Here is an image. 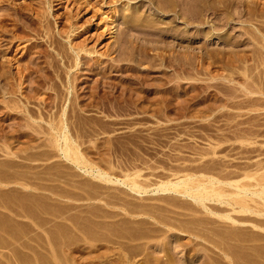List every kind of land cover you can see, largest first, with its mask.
I'll use <instances>...</instances> for the list:
<instances>
[{
    "label": "rangeland",
    "instance_id": "rangeland-1",
    "mask_svg": "<svg viewBox=\"0 0 264 264\" xmlns=\"http://www.w3.org/2000/svg\"><path fill=\"white\" fill-rule=\"evenodd\" d=\"M112 1L113 0H0V238H4V239H0V264H55V262L56 263L60 262L59 264L61 263L62 264H71V263L73 264H77V263L78 264H93V262H95V264H100V263L108 264L109 262L112 264H115V263L117 264L118 262H121L120 261L121 259H119L120 258L119 255H120V252H122L120 251L121 250L120 248L122 247L119 243L117 245V242L121 241L120 238L122 240L124 239L133 240L134 239L136 243L138 242L137 245H139L140 243H148V244L154 243L155 241L157 242V240H160V239L162 240V242H164L166 240L165 239L166 237H167V240H174L175 238L177 240V237H178V238H181V239H178V240H181V242H183V240L184 241L192 240L194 237H196V240L197 238H199L198 240H202V238L191 234L192 230L196 228V226L194 227V224H193L194 228L192 227L193 229L188 228V231L191 230L190 233L187 231V229L184 230V232L186 231L185 232L186 236H183V237L181 236L179 237V235L177 237L172 236L173 233L178 231V228L182 224L180 222V226L178 227H176L175 225H179L177 224L179 221H182V220L184 221V219L187 220L188 218H190V216H188L189 212L193 213L190 210L187 211V213H185L186 210L182 208L185 206L188 207L189 205L187 206V204L192 205L193 202L190 203L191 202L190 200L188 201L187 199V202H185L186 199L185 201H183L184 198H182V201H181L180 199L181 197L179 196L178 198V195H174V194H173L174 197L176 198L177 196V199H175L172 194H169V195L165 194L161 196V194L156 195L152 193H151L152 195L149 194L150 196L146 194L144 196L146 199L143 198V196H140V199H139V196L136 193H133L131 190H129L124 185H119L115 183L111 184L109 182H102V180L100 179L96 180L95 177H93L92 175L91 176L87 174L84 175V173L78 171L77 168H75V166L73 168L74 170L71 169L73 167V164H71L70 162L65 161L64 159H61L60 157H59L60 161L57 160L58 155H55L57 153H55V150L49 144L48 138H47L48 136L44 135V133L42 134V132H44V127H42L43 125L35 121L33 122V119H31L30 115L28 114V109H30L31 113H33L32 115L35 116L36 115L35 111H32V110L38 109L39 107L38 103L40 102V100H43V98L47 100L46 101L47 104L48 103L50 104V106H48V109H53L54 111H56L57 109L58 111L61 105H63L62 103L64 100L59 101L61 103H58L57 100L53 101L51 99L52 98L51 93L53 95L56 94L57 91L61 94L63 93L62 94L63 98L66 95L67 89L65 88V83H64L66 79V73L64 72H67L68 67L74 63L75 58L77 56V54L75 53L76 51L72 48V46L74 47L81 46L84 48V50L81 51L78 55V65L73 67L69 72V77L71 81L74 82V84L77 86V89L75 88L76 96L79 94L78 95L79 97L77 96V99H75L76 98L75 95L71 94L73 93L71 91L72 89L70 90L71 97L69 96L70 98H68L67 103H66V105L68 106V109H70L69 110L70 112L68 111V114H67V117H68L67 119H68L69 125L72 127V128L70 127V131L74 133V136L80 135L79 140L81 139V142H82L81 147L83 148L84 153L88 156L90 162L91 161L94 162V163L91 162L92 165H96V167L100 165L99 167H102L101 169H104V170L106 169L105 171L108 173L111 172L112 174L110 173V175H113V177L122 178V179H127L125 178V177H128L126 176L127 173L134 174V173H138L139 171V174L141 176L138 179L140 181L142 180V182L144 183L147 182V184L150 183L152 185H156L160 181H163L164 178L167 180L169 178H173L172 171H175V169L177 170L176 167L181 166L182 168L184 167L186 168V167H190V164L193 167L195 166L196 162H199V164L197 163L198 165L196 164V166H200L201 163H202L201 165L205 163H209L207 161L208 160L207 158H209V161H211L210 159H212L213 156L216 158L215 160L212 159L213 160L212 163L217 162L218 166H221V164L223 165L226 163V165H224L221 169L223 170V168L226 167L228 171L225 170L226 168L224 169V171L228 173L231 170L229 174H232V170L233 172L238 171L239 168H240L239 171L241 173L242 169L246 167L248 164L253 165L259 160L264 163V155H263L264 154V131H263L264 130V108H263L264 107V97H262L264 94H261L259 91L261 86H263L262 84L264 82L263 81L264 78L262 77L264 76L263 74L264 73V60H263L264 59V56H263L264 55V50H263L264 49V36H263L264 35L263 34L264 33V0H240V1L238 0L240 3L239 2L237 3L239 4L244 2L241 4L242 6L237 4L234 1L233 3H229V8H228L229 10L226 9V12L225 11L222 12L223 14L221 13L222 15H219V17H216L215 15H212V14L210 15L211 17L208 14H207L208 16L203 15L202 18L204 17V20L206 21L208 20V22L206 23L205 21L202 24L196 21L198 19V15L196 13L197 11L195 10V5L190 4L192 2H190L189 4L188 3L181 4L180 5L181 7L180 6L176 7L177 11H180L182 9L178 14H176L175 11L170 10L171 8L169 9V4H167V2L164 3L160 0H157V1L156 0H120V1L115 0L116 3H113ZM160 3L163 4L162 6L165 7V9L161 7ZM167 5L168 7L166 8ZM186 6L187 7L191 6V8L189 9ZM252 6H253V11H251ZM254 6L255 7L257 6V8H254ZM237 7L241 10H239ZM248 7H250L251 10L250 8L248 9ZM183 11L187 13L185 14ZM241 11H244V12L242 13ZM247 11H248V14H247ZM145 14L147 15L149 14L151 17H148L149 15L147 16ZM238 14H241V15H238ZM136 15L141 16L145 19L149 18L151 20L152 19L155 20L157 22L156 24L157 27L153 26L152 27L153 30H152V28L150 29V28H147L146 26L142 27L143 26L142 25V26H138L137 27L138 29L136 28L134 30H130L129 27H127L126 22L132 19L133 17H137ZM181 15L183 16L181 17ZM183 17L184 18L189 17L188 19H186L188 22ZM227 18H229V20ZM223 19L226 21L224 22ZM222 21L224 23H221ZM248 27L250 28L248 29ZM159 29H162V30L160 31ZM145 30H147L148 32ZM253 30H255V32ZM142 32H145L144 35ZM146 32L149 34L147 35ZM165 32L166 33L168 32V33L166 34ZM123 34L125 35L123 36ZM251 34L252 36H250ZM142 35L144 36V38ZM158 35L159 36L161 35L163 38L159 37ZM125 36L128 37V38L126 37L127 40L132 37V40L134 39L133 40L134 44L133 42L130 43L131 39L129 40L130 42L125 40ZM258 36H261V37H258ZM18 38L21 41L18 40ZM156 39L157 40L159 39L158 42ZM124 43L126 46H129V47H132L131 46L132 44L136 50H133V47L132 49L128 48V50L131 49L135 53L134 52L130 53V51L128 52V50H126L127 48H124L126 47ZM153 43L154 44L156 43V44L154 45ZM256 43L257 44L259 43V44L256 45ZM142 44L148 47V54L143 55L144 57L142 56L141 52H139L141 49V48L139 49V47H142L143 46ZM149 44L151 45V47H149L150 46ZM166 45L168 49L165 48ZM160 46H162L163 48L161 49ZM260 48H261V51H260ZM233 49H234V54L232 52ZM41 50L44 51V53H42ZM185 50H187V53ZM39 51L40 53H38ZM220 51L222 52L223 55H220L221 54ZM190 52L191 54H189ZM254 52L256 53L258 52V53L254 54ZM59 53H61V55ZM127 53H129V55ZM211 53L214 55H212ZM237 53L238 54L240 53V54L238 55ZM130 54H134V55L130 56ZM157 54H159V58L157 57L158 56ZM194 54H195V57H194ZM216 54L219 56V59ZM36 55H38L37 56L38 58L36 57ZM191 55H192V58H191ZM235 55L238 57V59L235 58ZM240 55L242 56V58ZM73 56H75V58ZM134 56H135V59H134ZM210 56L211 57L215 56V57L214 58L212 57V59H210L211 58ZM177 57H179L180 60ZM189 57H190V60H189ZM253 57L255 59H253ZM136 58L138 59L137 61H136ZM175 58H176V61L174 62ZM259 58L261 59L259 60ZM256 59L258 62L256 61ZM233 60H235L234 64H233ZM36 61L38 62L39 65H37ZM221 61H223V63ZM231 61L232 63H230ZM160 62L162 63V65L160 64ZM163 62H166V63H163ZM247 62L249 63V65ZM164 65H166V67ZM250 66L253 67L254 74L256 73L255 75L252 74L253 71L251 70L252 67ZM246 67H248V69ZM34 68L36 71L34 70ZM39 68L40 69L42 68L41 69L42 71L44 70L43 73L40 70L42 75L40 74V71L38 70ZM22 69L26 70L25 71L26 73L28 71L29 72L31 71L33 73V74L31 73L32 76H28L27 78L21 79ZM258 72L260 73V75ZM250 74H252V76H250ZM38 76L41 78H39ZM43 76L45 78L44 80L47 82L45 84V87H49V88H43L42 86H40V84L38 86V80L39 79L43 80L42 79ZM28 78L31 80H29ZM252 81H253V84H252ZM115 83L117 84L115 85ZM245 83L246 84L248 83V85H246ZM257 83L258 85L261 84V86H258ZM243 84L246 89L243 87ZM93 85L95 88L93 87ZM112 85L115 88L112 87ZM125 85H132L135 88V92H133L135 95L133 98L137 102L136 105L138 104L137 105L138 107L141 108L140 105H142L143 109L141 108V111H140V108L138 110V107L135 108V106L132 109L131 108L127 109L126 107L124 108L126 103H124L125 104L124 106L122 105L123 109H121L120 108L121 103L118 104V102H116L117 98L115 95L119 94L117 93V91L119 92L120 89H121L120 91H122V89L125 88ZM249 85H251L250 88H249ZM22 86H23V91H22ZM257 86L259 87V90L257 89L258 88ZM97 87L99 90L97 89ZM110 87H111V90L113 88V91H115L114 92L115 95L113 93L112 96L110 97L111 99L101 101V99H99L100 97L98 93L100 94L104 93L105 91L103 90L105 89L106 91L107 90L109 91ZM253 87H254V90L252 89ZM255 88L258 90V93H260V95L257 93ZM33 89L35 90V92ZM252 90H253V93L252 94L251 92L249 93V91H252ZM94 92L97 93L98 96ZM157 92L160 94L158 95ZM93 93L95 95L93 96L94 98L91 96V94L93 95ZM136 94L137 96L139 94V96L141 97H137ZM144 94H146L147 97ZM160 95H161V98H160ZM156 96L158 98H156ZM112 98L113 99L115 98L114 99L115 102L113 101ZM219 98H221V100ZM253 98H255L256 100L261 98L263 101L261 99L259 100H261L263 103L261 102L259 104H256V100H254ZM86 99L87 100L89 99L88 100L89 103L92 102L94 99H95L94 100L95 102L94 101H93L94 103L92 102L93 103L92 106L91 105L88 106L89 103ZM145 99H147V101H145ZM80 100L81 101L84 100L85 103L81 102ZM252 100H254L255 102ZM103 101H105V103ZM228 101H230V103L232 104H230ZM101 102L104 104H102ZM221 102L223 103L225 102V103L222 104ZM55 103L56 104L58 103V104L56 105ZM240 103L243 105L245 104L246 105L243 107V105H241ZM165 104L167 105V108ZM169 104L170 105L172 104L174 106L171 105V107H169L170 106ZM59 105L60 107L58 108ZM159 105H161V107ZM223 105H226V106H223ZM252 105H254V107ZM258 106H260L261 108L260 107L258 108ZM255 107H257L256 110L254 109ZM73 108L75 109V111ZM251 109H254V110L251 111ZM124 110H127V112H125ZM161 110H164L165 112L164 111L162 112ZM119 111L121 113H119ZM46 113L49 114V110H46ZM164 115L166 117H164ZM209 121L210 123H212L213 127L211 126ZM207 122L210 124L211 127L209 126ZM234 123L236 126L234 125ZM228 126L229 127L231 126V127L229 128ZM249 128H251V130ZM238 129L239 131L237 132ZM252 129H254V131ZM233 130H235L236 132ZM243 130L244 132L248 130H250L251 132L253 131L252 133L255 135H252V133L248 131L249 133L248 132L243 133V136H244L243 138H245V135L248 137L247 134H249L251 137L253 136L252 138L254 141H257L256 142L257 144H254V143L253 145L249 143L245 144L246 141L243 143L240 140L242 137L238 136L239 134L242 133ZM162 132L165 134H163ZM218 138H220V140ZM221 138L223 141L221 140ZM153 141L155 142V144ZM248 145L252 147L254 146L253 147L254 149L249 147ZM188 146H191L192 147L191 149L193 150L190 149L189 151ZM211 146H212V149H211ZM173 148H175V150H172ZM214 148H215L214 151L218 149L217 150L218 152H216L215 155H213L214 153L210 151V150H213ZM244 149L248 151L246 152ZM182 150H184L185 152ZM202 151H204L205 154ZM48 152H49V155L52 154L53 155L52 157L56 156L57 158L55 157L54 159H51L52 158L51 155L50 156L48 155V157H45L44 155L48 154ZM207 152L209 153L212 152L209 155L210 156L213 155V156L210 158L209 155H206ZM190 153H192V155ZM198 153H201L202 156ZM203 154H204V157H203ZM41 155L43 156L41 157ZM239 155L241 158L239 157ZM248 155L251 159L248 157ZM169 157H171V160ZM225 157L226 159H224ZM246 157H248V159H246ZM219 159L223 160V162L221 163V160ZM230 159L232 160L233 163L235 161L236 162L232 164ZM62 160H64L65 162H63ZM248 161L251 162V164L248 163ZM58 162L62 163V165L61 164L57 165ZM66 162L70 164L66 165ZM243 162L245 164L247 163L248 164L245 166ZM219 163L221 164L219 165ZM172 164H174V166ZM237 165H238V168H237ZM66 166H72V167H67L68 168L67 169ZM56 168L57 170H59L58 172L60 173H58L55 170ZM54 171L57 172L58 174H55ZM74 171L75 173L77 172V174H75ZM169 171H170V175H169ZM239 171L235 173L236 174L235 176H232V177L233 178L241 177V176L238 177L237 175V174L240 175ZM226 172L221 171L222 174L225 173L224 175H228L226 174ZM131 176H134V175H131ZM244 182H248V180L247 181L244 180ZM22 183H25L23 184L24 186L22 185ZM98 187H101V188H98ZM96 188L98 191H96ZM87 190L89 192H87ZM98 192L101 194H98ZM82 193L84 194L83 196H82ZM87 193H89V195ZM76 194H78L79 196ZM135 194L138 196V198ZM157 196L158 197L160 196L162 198L160 197L158 198ZM105 197L107 198V200ZM169 199L172 201V203L170 202ZM111 201L114 203H112ZM182 202L187 203V204L185 205ZM146 203H148L149 205ZM166 203L167 205L169 204L167 207H166ZM175 203L176 205H174ZM141 204H145L143 205L145 207L144 209H143V206H141ZM123 205L125 206V208L123 207ZM158 206H161V207H158ZM193 206H190L192 208V211H195V210L198 211V212H195L197 213L196 215H198L199 218H201L200 215L203 214L201 216H204V221L205 219L207 220L208 217H206V215L207 216L209 215L203 213L202 209L196 206L195 204H193ZM163 207H164V210L162 211L161 209H163ZM169 207L171 210H175L173 211L174 214H172V211L169 210ZM127 208H131L132 210L127 209ZM166 208H168V210ZM175 208H177V210ZM97 209L98 211H96ZM133 209H135L136 211H134ZM141 209L143 211H140ZM187 209H190V208H187ZM103 210L104 212L105 211L106 212L104 213ZM109 210L111 211V215H108L107 213V212H110ZM114 210L118 212L119 214L116 215L117 213ZM148 210H151V211H148ZM158 210H160V212ZM166 211L168 212L170 211V212L168 213ZM145 212L147 213L145 214ZM151 212H153L155 216ZM162 212L163 213L166 212V213L163 214ZM112 213H114L117 217L113 216L114 214ZM177 213L179 216L177 215ZM140 214L141 216H139ZM169 214L172 216H170ZM167 215L168 217H171V218H168L169 222H171L172 220L171 222L173 223L172 226L176 227L177 229H174L172 228V226H169L168 225L169 222L168 223L165 222L166 219L164 221V218H167ZM183 215L185 216L183 217ZM96 216H99V217L101 216V217L98 218ZM105 216L106 217L108 216V218L105 219L106 218ZM110 216H112V218ZM131 216L133 219L132 221L133 225H130L131 224L130 221L132 220ZM173 216H175L176 218L178 217L180 219L178 220L177 218L178 221H176V218H174ZM186 216L188 218H186ZM159 217L161 219V222H159L160 221ZM90 218H92V220H90ZM120 218L122 220L124 218V221L120 220ZM257 218L258 217H255L254 219H257ZM261 218L259 217L258 219H261ZM115 219H117L118 221ZM202 219L203 217L201 218V221ZM104 220L105 221L107 220V221L104 222ZM219 220H217L218 221L217 223L222 222V224L220 223V225H223V226H219L214 221V224L217 225L215 227L216 229L219 227H222L217 230L220 231L222 229L221 231H224L223 223H225V221H219ZM261 220L263 223L264 221L263 218ZM148 221H150L149 224H148ZM174 221L176 223H174ZM204 221H202V225L206 224L207 222L205 221L204 223ZM110 222L114 223L115 225ZM138 222H140V224ZM104 223L107 225L102 226V224ZM160 223H163V224H160ZM164 223H167L166 227L164 228L166 229L167 226H169L170 228H172L171 232L173 233L168 236V233H170V231L164 232V233L159 232L161 234L157 233V236H155L156 233L154 235L152 231L155 230L156 226H160V227L162 225L165 226ZM200 223L195 224V225L199 226L201 225ZM209 223L210 222H208L206 226L203 225L205 226V229L207 230H210L213 227L209 225ZM134 224H136L138 227H134L136 226ZM225 224L227 225H225L224 229L227 227L225 229L227 232L230 231L232 229L231 227L234 226L227 222ZM124 225L125 227H123ZM183 225L191 227V225H187V224H183ZM141 226L143 227L140 228ZM147 226L148 228L149 227L150 228L148 229ZM249 226L250 228L253 227L252 225H248V227ZM74 227L76 231H74ZM92 227H94L95 229ZM132 227H134L135 229ZM206 227L208 228L210 227V229ZM234 227L235 229L237 228H239V230L242 229L241 228L242 226L241 227L234 226ZM77 228H79L78 229L79 231L77 230ZM86 228H87V232H86ZM122 228H124L125 231ZM128 228H130L131 230ZM137 228L139 229L137 230L138 232L135 231ZM200 228L197 227L196 229L198 230L195 232L193 230L192 233H199L198 236L199 235L201 236L202 232L204 231L203 233H205L206 230L205 229L202 230ZM246 228H245V231L248 229ZM71 229H73V231ZM144 229L145 231H143ZM150 229H153V230H150ZM183 229L179 231L180 234L183 233ZM213 229L212 231H214ZM200 230H202V232ZM249 230H247L248 233H250ZM255 230L257 231V228L254 229V231ZM47 231H49L51 234L48 232V234H50L48 235ZM118 231H119L120 237L118 236L119 235ZM147 231L152 232V234L149 235V237L145 235V232ZM199 231L201 232V234ZM236 231L237 230H235V232ZM258 231L261 232L263 230H258ZM115 232H117V235H115L116 234ZM123 232L125 233V236ZM140 232L141 233L143 232V234L139 235ZM227 232L225 234L222 232H219L221 235L218 233L219 236H217L216 239L225 240L226 237L230 238L228 236H230L232 233L229 235L227 234ZM252 232L253 231L251 230V233ZM62 233L63 235H61ZM97 233L99 234V237ZM109 233L114 236L110 235ZM261 233L262 234L259 239L264 241V238L262 239V237L264 236L263 234L264 231ZM136 234L139 235V237ZM69 235L71 236V239ZM82 235H86V236H82ZM104 235L105 236L107 235V237L104 238ZM225 235H228V236H225ZM53 236H56V237L58 236V237L57 239L56 237H54L56 239L55 240ZM117 236L119 237V239ZM122 236H124V238ZM223 236L225 237L222 238ZM62 237H63V240H62ZM150 237H153V238H150ZM100 238H102L103 240ZM107 238L108 239L110 238L109 242ZM111 238L113 240H116V242L113 241ZM75 239H77L78 242ZM136 239L139 240L140 242L137 241ZM193 240H195V238ZM232 240H233V237L232 239H229V242H231ZM50 241L55 242L54 244L52 242V245L54 246L56 245L55 249H57V251H55L54 249V251L50 250L47 252L46 249L47 247L50 246L49 245L51 243ZM81 241H84V242H81ZM226 241L228 240L226 239ZM262 241L259 242V240L257 241V239L256 241L254 240V242H256L255 244H258V243L261 244V249L259 250L260 252L255 250L257 249V246H254L255 244L253 245L254 243L253 241H251L252 244L250 245L248 244L246 245L247 242L245 244L244 242H242V244H244L245 246H250L249 248L256 247L254 248V250L251 248L253 251L251 249H247L248 248L247 247L246 249L249 251H245V253L243 252L244 251L243 248H240L243 251H239L240 249L237 250L238 242L237 243L234 242L235 246L237 244L236 246L237 248H235L234 246L232 253L234 252V250L235 252L232 254V258L234 259L237 258V260L235 259V262L237 261L239 262V264L240 263L241 264L242 263L243 264H256V262L257 264H261L262 261H263L262 264H264V259H263L264 258V245H263L264 242ZM74 242L75 244H71ZM135 242L131 244L134 245ZM56 243H59V244H56ZM77 243H79L80 245ZM96 243H97V246H95ZM248 243H250V241H248ZM44 244L46 245L48 244L49 246L48 245L45 246ZM69 244H70V247H69ZM99 244H101L100 245L101 247L99 246ZM60 245H63V246L60 247ZM73 245L74 246L76 245V246L74 247ZM86 245L88 248L86 247ZM90 245L92 248H90ZM240 245L241 244H239V246ZM114 246L115 247L117 246L116 247L117 249ZM45 247L46 249H44ZM198 247H201V245H198ZM49 249L51 248L49 247ZM109 249L111 251H109ZM177 249H181V248H177ZM63 250L64 251L66 250V251L64 252ZM151 251L149 253H152ZM237 251L238 253L240 252L239 254H241L242 256L241 255L238 256L239 254L237 253ZM255 251L256 253H254ZM59 252L61 255L59 254ZM179 252H177L176 255L178 254L177 255L179 256L178 258H180V255H181V259L179 260L176 258L177 256H175L176 260H179L181 262V260L183 259L185 261L184 257H186V254H183L185 251H182V253H179ZM257 253H259V255L262 254L263 256L261 255L260 257L258 256ZM201 254L202 255H200L198 258L199 260L201 259L202 263L205 264V262L203 261L206 259L204 258L203 260V257L201 258V256H203V253ZM52 255L53 257H50ZM219 255H221V257L224 256L222 252ZM243 255H245V257H243ZM140 258H142V256H140ZM218 258H220V256ZM224 258L223 259L220 258L218 262L221 260L222 262L225 261ZM103 260L106 262H104ZM199 260L197 259L198 262ZM238 260H240L241 262ZM141 262L143 261L141 260ZM177 262H175V264H178ZM198 262L197 264L200 263ZM222 262H219V264L220 263L222 264ZM226 262H229V261H226ZM237 262L236 264H238ZM193 263L196 264V262H193ZM144 264H147V263H144ZM151 264H153V261H151Z\"/></svg>",
    "mask_w": 264,
    "mask_h": 264
},
{
    "label": "bare ground",
    "instance_id": "bare-ground-1",
    "mask_svg": "<svg viewBox=\"0 0 264 264\" xmlns=\"http://www.w3.org/2000/svg\"><path fill=\"white\" fill-rule=\"evenodd\" d=\"M120 1V0H119ZM157 1V0H156ZM160 1H162V2H164V3H166L167 2V4H169V9L170 10H173V11H175V13L176 14H178L180 11H177L176 9V7H178V6H180L181 4H184V3H190V2H192V3H190L191 5L193 4V5H195V10L197 11L196 13H197V15H198V19L196 20V21H198V22H200L201 24L202 23H204L206 20H204V17L202 18V16L203 15H215L216 17H219V15H222L223 13L222 12H226V9H228L229 8V3H233L234 1L237 3V2H239L238 0H160ZM195 1V2H194ZM113 3H116V1L115 0H113L112 1ZM152 2V1H151ZM247 2V1H246ZM251 2V1H250ZM253 2V1H252ZM112 3V4H113ZM159 3V2H158ZM240 3V2H239ZM239 3H237V4H239ZM242 3H244V2H242ZM241 3V4H242ZM248 3V2H247ZM187 4V5H188ZM235 4V3H234ZM241 4H239V5H241ZM253 4V3H252ZM251 4V5H252ZM258 4V3H257ZM160 5H161V7H163L162 5L163 4H161L160 3ZM165 5V4H164ZM231 5V4H230ZM236 5V4H235ZM235 5H233V6H235ZM244 5V4H243ZM232 6V5H231ZM242 6V5H241ZM156 7H157V5H156ZM160 7V6H159ZM168 7V5L166 6V8ZM181 7V6H180ZM184 7V6H183ZM187 7V6H186ZM194 7V6H193ZM192 7V8H193ZM244 7V6H243ZM164 9H165V7H163ZM187 8H191V6H189V7H187ZM238 8V7H237ZM250 7H248V9H249ZM254 8H257V6L255 7L254 6ZM258 8H260V7H258ZM168 9V10H169ZM194 9V8H193ZM239 9V8H238ZM243 9H245V8H243ZM192 10V9H191ZM229 10V9H228ZM239 10H241V9H239ZM250 10H251V8H250ZM167 11V10H166ZM165 11V12H166ZM172 11V12H173ZM187 11V10H186ZM193 11V10H192ZM251 11H253V6H252V10ZM251 11H250V13H251ZM256 11H257V9H256ZM184 13H185V11H183ZM236 12V11H235ZM235 12H233V13H235ZM242 13L244 12V11H241ZM261 12V11H260ZM162 13V12H161ZM187 13V12H186ZM185 13V14H186ZM194 13V12H193ZM222 13V14H221ZM227 13H228V11H227ZM253 13V12H252ZM255 13V12H254ZM259 13V12H258ZM262 13V12H261ZM181 14V13H180ZM226 14V13H225ZM247 14H248V11H247ZM257 14V13H256ZM255 14V15H256ZM140 15V14H139ZM145 15H147V14H145ZM149 15V14H148ZM147 15V16H148ZM207 15V16H208ZM228 15V14H227ZM233 15V14H232ZM231 15V16H232ZM235 15V14H234ZM238 15H241V14H238ZM238 15H237V17H238ZM252 15V14H251ZM260 15V14H259ZM137 16V15H136ZM146 16V17H147ZM183 15H181V17H182ZM187 16V15H186ZM214 16V17H215ZM230 16V15H229ZM228 16V17H229ZM148 17H151L150 15L148 16ZM153 17V16H152ZM197 17V16H196ZM211 17V16H210ZM221 17V16H220ZM227 17V16H226ZM240 17V16H239ZM248 17V16H247ZM250 17V16H249ZM258 17V16H257ZM130 18H132V17H130ZM154 18V17H153ZM184 18V17H183ZM189 18V17H188ZM188 18H184L185 20L186 19H188ZM190 18H192V17H190ZM207 18V17H206ZM252 18V17H251ZM255 18V17H254ZM149 19V18H148ZM147 18L145 19V18H143V17H141V16H137V17H133L132 19H130L129 21H127L126 23H127V27H129V29L130 30H134V29H136L138 26H142V27H147V28H152L153 26H156L157 27V22L155 21V20H151V19H149L148 20ZM157 19V18H156ZM218 19V18H217ZM228 20H229V18H227ZM236 19V18H235ZM256 19V18H255ZM128 20V19H127ZM158 20V19H157ZM176 20V19H175ZM180 20H182V19H180ZM193 20V19H192ZM224 20V19H223ZM245 20V19H244ZM249 20V19H248ZM106 21V20H105ZM187 21V20H186ZM195 21V20H194ZM226 20H224V22H225ZM232 21V20H231ZM251 21V20H250ZM125 22V21H124ZM188 22V21H187ZM186 22V23H187ZM197 22V23H198ZM208 22V20L206 21V23ZM223 21L221 22V23H224ZM229 22V21H228ZM112 23V22H111ZM180 23V22H179ZM189 23H191V22H189ZM244 23H246V22H244ZM172 24V23H171ZM213 24V23H212ZM226 24V23H225ZM191 25V24H190ZM197 25V24H196ZM204 25V24H203ZM216 25V24H215ZM112 26V25H111ZM159 26V25H158ZM176 26V25H175ZM178 26V25H177ZM74 27V26H73ZM260 27V26H259ZM262 27V26H261ZM159 28V27H158ZM181 28V27H180ZM217 28V27H216ZM250 27H248V29H249ZM74 29V28H73ZM114 29V28H113ZM138 29V28H137ZM141 29V28H140ZM139 29V30H140ZM143 29V28H142ZM146 29V28H145ZM157 29V28H156ZM164 29H166V28H164ZM169 29H171V28H169ZM182 29V28H181ZM255 29V28H254ZM263 29V28H262ZM129 30V31H130ZM152 30H153V28H152ZM160 31L162 30V29H159ZM178 30H179V28H178ZM184 30V29H183ZM182 30V31H183ZM187 30V29H186ZM214 30V29H213ZM247 30V29H246ZM245 30V31H246ZM71 31V30H70ZM145 31H147V30H145ZM165 31V30H164ZM163 31V32H164ZM209 31H210V29H209ZM254 32H255V30H253ZM252 31V32H253ZM73 32V31H72ZM114 32V31H113ZM139 32V31H138ZM148 32V31H147ZM146 32V34L148 35L149 33H147ZM181 32V31H180ZM188 32V31H187ZM253 32V33H254ZM140 33H141V31H140ZM143 33V35H144V33L145 32H142ZM153 33V32H152ZM166 33V32H165ZM168 33V32H167ZM166 33V34H167ZM171 33V32H170ZM173 33V32H172ZM182 33V32H181ZM203 33V32H202ZM186 34V33H185ZM264 34V33H263ZM125 34H123V36H124ZM129 35V34H128ZM142 35V36H143ZM154 35V34H153ZM184 35V34H183ZM211 35V34H210ZM152 36V35H151ZM150 36V37H151ZM155 36V35H154ZM159 36V35H158ZM157 36V37H158ZM187 36V35H186ZM250 36H252V34L250 35ZM255 36H256V34H255ZM264 36V35H263ZM127 36H125V40H127V38H126ZM159 37H162L161 35L159 36ZM173 37V36H172ZM177 37V36H176ZM179 37H181V36H179ZM258 37H261V36H258ZM19 38H21V37H19ZM18 38V40H20ZM124 38V37H123ZM142 38V37H141ZM143 38H144V36H143ZM163 38V37H162ZM162 38H160V39H162ZM209 38V37H208ZM229 38V37H228ZM257 38V37H256ZM263 38V37H262ZM131 39V42L129 41ZM130 39H128L127 41H129L130 43H132L133 42V44H134V39L132 40V37L130 38ZM139 39V38H138ZM155 39V38H154ZM227 39V38H226ZM240 39V38H239ZM157 40V39H156ZM159 40V39H158ZM158 40H157V42H158ZM223 40H225V39H223ZM21 41V40H20ZM126 41V42H127ZM151 41H152V39H151ZM231 41V40H230ZM257 41V40H256ZM154 42V41H153ZM232 42V41H231ZM234 42V41H233ZM244 42V41H243ZM242 42V43H243ZM51 43V42H50ZM49 43V44H50ZM141 43V42H140ZM149 43V42H148ZM151 43V42H150ZM245 43V42H244ZM260 43V42H259ZM258 43V44H259ZM52 44V43H51ZM50 44V45H51ZM139 44V43H138ZM154 44V43H153ZM152 44V45H153ZM156 44V43H155ZM154 44V45H155ZM236 44V43H235ZM241 44V43H240ZM257 43H256V45H258ZM48 45V44H47ZM46 45V46H47ZM49 45V46H50ZM118 45V44H117ZM120 45V44H119ZM124 45H125V43H124ZM130 45V44H129ZM143 46L142 47H139V49H140V51L139 52H141V54H142V56L143 55H146V54H148V47L146 46V45H144V44H142ZM150 45V44H149ZM148 45V46H149ZM232 45V44H231ZM255 45V44H254ZM255 45V46H256ZM262 45V44H261ZM126 46V45H125ZM131 46L133 47V45L131 44ZM158 46V45H157ZM255 46H254V48H255ZM260 46V45H259ZM51 47V46H50ZM132 47H129V46H126V47H124V48H127L126 50H128V48H131L132 49ZM149 47H151V45L149 46ZM161 47V49L163 48L162 46H160ZM72 48L76 51L75 53L77 54V56H76V58H75V56H73L74 58H75V61H74V63L73 64H71L69 67H68V70H67V72H64V73H66V79H65V81H64V83H65V88L67 89V92H66V95L64 96V98H63V96H62V94L61 93H59L58 91V93L56 92V94H52L51 93V99L53 100V101H56L57 100V102L58 103H61V102H59V101H63V105H61V107H60V105L58 106V108H59V110L57 111V109H56V107H55V109H56V111H54L53 109H48V106H50V104L48 103H46V99L45 98H43V100H40V102L38 103V109L37 110H32V111H35V116H33L32 114L33 113H31V110L30 109H28V114L30 115V118L31 119H33V122L35 121V122H37V123H39V124H41V125H43L42 127H44V132H42V134L44 133V135H47L48 137V142H49V144L51 145V147L55 150V153H57V154H55V155H58V161H60L59 160V157L61 158V159H64L65 161H68V162H70L71 164H73V167L72 166H66V168L67 167H72L71 169H73L74 168V166H75V168H77V170L78 171H80V172H82V173H84V175L85 174H87V175H89V176H93V177H95V179L97 180H102V182H109V183H111V184H119V185H124V186H126L129 190H131L133 193H136L138 196H139V199H140V196H143V198H145L144 196L147 194V195H149V194H161V196L162 195H165V194H167V195H169V194H174V195H178V198H179V196L181 197L180 199H181V201H182V198H184L183 199V201H185V199H186V201L185 202H187V199H188V201L190 200L191 202L190 203H192V205H190V204H187V203H184V202H182V203H184L185 205L187 204V206L188 207H182L184 210H186V212L185 213H187V211H191V212H193V213H190L189 212V214H188V216H190V218H188L187 216H186V218H188L187 220L186 219H184V221H185V223H184V221L182 220V221H179L177 224H179V225H175L176 227H178V226H180V222H181V226L178 228V231H176V232H178V233H173V232H171V230H172V228H174V229H177L176 227H173L172 225H173V223H171L172 222V220H171V222H169V220H168V218H171V217H168V215H167V218H164V217H166V216H164L163 218H164V221H165V219H166V221L165 222H169V226H172V228H170L169 226H167V228H169V229H165L164 227H166V224L167 223H164L165 224V226H154L155 227V230L154 231H152L153 233H154V235H155V233H156V235L155 236H157V233H159V232H162V233H164V232H168V231H170V233H168V236L170 235V234H172L173 233V237H177L178 235H179V237L181 236V237H183V236H186V231L184 232V230H186L187 229V231H188V228H192L193 227V224H194V227L196 226V228L197 227H201L200 229H205V226H206V224L208 223V222H210L209 223V225H211V226H213L212 227V229L215 227V226H217L216 224H214V221L217 223L218 221L217 220H219V221H225V223L227 222V223H229V224H232V225H234V226H236V227H241L242 229H240L239 230V228H237V229H235V227L233 226V227H231L232 229V231H231V233H230V231H226L225 229L227 228H225L224 229V227H225V225H227V224H225V223H223L224 224V227H223V230L224 231H218L217 229H220V228H222V227H219V228H217L216 229V227L213 229L214 231H212V229H210V227L208 228V227H206V228H208V229H210V230H207V229H205L206 231H205V233H203L202 232V230H200L201 232H202V235L200 236H198V234L199 233H192L193 232V230H194V232L195 231H197L198 229H196V228H192L193 230H192V232H191V230H189L188 232L190 233L191 232V234H193L194 236H197V237H200V238H202V240H198L199 238H197V240H196V237H194L195 238V240H187V241H184L183 240V242H181V240H178V239H181V238H178L177 237V240H176V238L174 239V240H167V237L164 239L165 241L164 242H162V240L160 241V240H157V242L155 241L154 243H150V244H148V243H140L139 245H137V243L135 242V240L133 239H131V240H126V239H124V240H126V241H124V240H122L121 238H120V242H117V245H118V243L121 245V247L122 248H120L121 250L120 251H122V252H120V258L119 259H121L120 261L121 262H118L119 264H144V263H150L151 264V261H153V264H175V262H177L178 264H194L193 262H196V264H197V259L199 260V256L200 255H202L201 253H203V256H201V258L203 257V260H204V258L206 259V260H204L203 262H205V264H219V262H222V260L221 261H219L218 262V260L220 259V258H224V256H225V258H224V260L225 261H223L222 262V264H236V262H235V259L237 260V258H232V254L235 252V250H234V252L232 253V251H233V249H234V246H235V243L234 242H238V248L236 247L237 246V244H236V246H235V248H237V250H239L240 248H243L244 249V251L243 250H239V251H243L244 253H245V251H249V250H247V249H253L254 250V248H256V247H251V248H249L250 246H245L244 244L246 243V245L248 244V245H250V244H252L251 243V241H253L254 242V240L256 241V239H257V241L259 240V242L260 241H262L261 239H259L260 237H261V232H263L264 231V221H263V223H262V218H263V220H264V163L262 162V161H257L256 163H254L253 165H249L248 163H250L251 164V162H249L248 161V165L247 164H245L244 162V165L246 166V167H242L243 169H242V171H241V173H240V168H239V173H240V175L239 174H237L238 175V177L239 176H241V177H239V178H233L232 176H235L236 174L235 173H237L238 171H236V172H233V170H232V174H229L230 172H231V170L229 171V173L228 172H226V171H224V169L226 168H223V170L221 169L224 165H226V163L225 164H221L222 162H223V160H221V159H219V160H221V163H219V165L221 164V166H218V163L217 162H213L212 163V159H214L215 160V158L216 157H214L213 155H215L216 154V152H218L217 150L216 151H214L215 150V148L213 149V150H210V151H212L214 154L213 155H209L210 153H212V152H207L206 153V155H209L210 156V158L213 156V158L212 159H210L211 161H209V158H207L206 160L209 162V163H205V164H203V165H201L200 164V166H196V164L198 163L199 164V162H196V164H195V166H191V164H190V167H184V168H182L181 166V168L180 167H176L177 168V170L175 169V171H172V177L173 178H169L168 180L167 179H165L164 178V180L163 181H160L159 183H157L156 185H152V184H150V183H148L147 184V182L146 183H144V182H142V180L140 181L138 178L141 176L140 174H139V171H138V173H134V174H126V176H128V177H125V178H127V179H122V178H117V177H113V175H110V173H108V172H106L104 169H101L102 167H99V166H97L96 167V165H92V163H94V162H90V160H89V158H88V156L84 153V151H83V148L81 147L82 146V142H81V139L79 140V136H74V133H72L71 131H70V125H69V122H68V117H67V114H68V111L70 110V109H68V106L66 105V103H67V100H68V98H70L71 96H70V93H71V91L73 92V93H71V94H73V95H75V99H77V96L79 95L78 93V95L76 96V90H75V88L77 89V86L74 84V82H72L71 81V79H70V77H69V72H70V70L73 68V67H75V66H77L78 65V55H79V53L81 52V51H83L84 50V48L83 47H74V46H72ZM71 48V49H72ZM157 48V47H156ZM159 48V47H158ZM165 48H167V45H166V47ZM257 48V47H256ZM131 49H129L128 50V52L130 51V53H133L134 51H132ZM152 49V48H151ZM160 49V48H159ZM168 49V48H167ZM259 49V48H258ZM257 49V50H258ZM44 50V49H43ZM133 50H136L134 47H133ZM154 50V49H153ZM152 50V51H153ZM232 50V49H231ZM264 50V49H263ZM42 51V50H41ZM150 51V50H149ZM161 51H163V50H161ZM171 51V50H170ZM186 51V53H187V50H185ZM189 51V50H188ZM256 51V50H255ZM260 51H261V48H260ZM138 52V51H137ZM158 52V51H157ZM221 52V51H220ZM233 54H234V49H233ZM239 52V51H238ZM38 53H40V51L38 52ZM37 53V54H38ZM42 53H44V51H42ZM126 53V52H125ZM135 53V52H134ZM152 53V52H151ZM162 53V52H161ZM172 53V52H171ZM223 53H224V51H223ZM245 53V52H244ZM256 52H254V54H255ZM258 53V52H257ZM256 53V54H257ZM259 53H261V52H259ZM60 55H61V53H59ZM128 55H129V53H127ZM140 54V55H141ZM150 54V53H149ZM153 54H154V52H153ZM167 54H168V52H167ZM189 54H191V52L189 53ZM206 54V53H205ZM212 54V53H211ZM210 54V55H211ZM226 54V53H225ZM224 54V55H225ZM238 54V53H237ZM240 54V53H239ZM238 54V55H239ZM40 55V54H39ZM131 55H134V54H130V56ZM158 56V58H159V54H157ZM165 55V54H164ZM173 55V54H172ZM197 55V54H196ZM212 55H214V54H212ZM217 55V54H216ZM220 55H223L222 54V52H221V54ZM261 55V54H260ZM38 55H36V57H37ZM136 56V55H135ZM135 56H134V59H135ZM154 56V55H153ZM161 56V55H160ZM163 56V55H162ZM167 56V55H166ZM218 56V55H217ZM216 56V57H217ZM233 56V55H232ZM241 56V55H240ZM239 56V57H240ZM254 56V55H253ZM264 56V55H263ZM137 57V56H136ZM141 57V56H140ZM144 57V56H143ZM156 57V56H155ZM172 57V56H171ZM170 57V58H171ZM185 57V56H184ZM194 57H195V54H194ZM203 57V56H202ZM209 57V56H208ZM211 57V56H210ZM213 57V56H212ZM212 57L210 58V59H212ZM215 57V56H214ZM213 57V58H214ZM221 57V56H220ZM249 57V56H248ZM258 57V56H257ZM260 57V56H259ZM38 58V57H37ZM129 58H131V57H129ZM133 58V57H132ZM138 58V57H137ZM136 58V61L138 60ZM142 58V57H141ZM168 58V57H167ZM169 58V59H170ZM173 58V57H172ZM178 59H179V57H177ZM191 58H192V55H191ZM235 58H237L238 59V57L235 55ZM234 58V59H235ZM241 58H242V56H241ZM244 58V57H243ZM36 59V58H35ZM140 59V58H139ZM157 59V58H156ZM161 59V58H160ZM163 59H164V57H163ZM174 59V58H173ZM186 59V58H185ZM188 59V58H187ZM218 59H219V56H218ZM223 59V58H222ZM222 59H220V60H222ZM253 59H255L254 57H253ZM261 58H259V60H260ZM37 60V59H36ZM180 60V59H179ZM189 60H190V57H189ZM216 60V59H215ZM230 60V59H229ZM243 60V59H242ZM247 60V59H246ZM264 60V59H263ZM35 61V60H34ZM38 61V60H37ZM36 61V62H37ZM132 61V60H131ZM130 61V62H131ZM141 61V60H140ZM176 61V58H175V60H174V62ZM187 61V60H186ZM234 61L235 60H233V64H234ZM255 61V60H254ZM256 61H257V59H256ZM255 61V62H256ZM104 62H105V60H104ZM222 63H223V61H221ZM238 62H240V61H238ZM244 62V61H243ZM258 62V61H257ZM150 63V62H149ZM163 63H166V62H163ZM230 63H232V61L230 62ZM246 63V62H245ZM248 63V62H247ZM260 63V62H259ZM258 63V64H259ZM106 64V63H105ZM137 64H138V62H137ZM160 64L162 65V63L160 62ZM169 64V63H168ZM178 64V63H177ZM181 64V63H180ZM226 64V63H225ZM253 64V63H252ZM37 65H39L38 64V62H37ZM116 65V64H115ZM176 65V64H175ZM248 65H249V63H248ZM251 65V64H250ZM254 65V64H253ZM260 65V64H259ZM129 66H131V65H129ZM165 67H166V65H164ZM169 66V65H168ZM37 67H39V66H37ZM117 67H118V65H117ZM175 67V66H174ZM250 67H252V66H250ZM249 67V68H250ZM255 67V66H254ZM260 67V66H259ZM262 67V66H261ZM123 68V67H122ZM130 68V67H129ZM132 68H133V66H132ZM247 69H248V67H246ZM26 69V68H25ZM42 69V68H41ZM40 68L38 69L39 71L41 70ZM67 69V68H66ZM251 69V68H250ZM27 70V69H26ZM26 70H23L22 69V76H21V79H23V78H27L28 76H32L31 75V71L28 73H26L25 71ZM34 70H35V68H34ZM37 70V71H38ZM126 70V69H125ZM246 70V69H245ZM252 71H253V67H252V69H251ZM36 71V70H35ZM35 71H33V72H35ZM42 71V70H41ZM41 71H40V74L42 75V73H43V71H42V73H41ZM48 71V70H47ZM247 71V70H246ZM250 71V70H249ZM248 71V72H249ZM50 72V71H49ZM125 72V71H124ZM247 72V73H248ZM251 72V71H250ZM261 72V71H260ZM127 73V72H126ZM244 73V72H243ZM259 73V72H258ZM33 74V73H32ZM40 74H38V75H40ZM132 74V73H131ZM253 75H255L254 74V71H253V73H252ZM252 74H250V76H252ZM264 74V73H263ZM44 75V74H43ZM259 75H260V73H259ZM258 75V76H259ZM133 76V75H132ZM139 76V75H138ZM245 76V75H244ZM257 76V77H258ZM261 76H262V74H261ZM39 77V76H38ZM263 78H264V76H262ZM39 78H41V77H39ZM38 78V79H39ZM140 78V77H139ZM138 78V79H139ZM251 78V77H250ZM29 79V78H28ZM43 80H38V86H39V84H40V86H42L43 88H49V87H45V84L47 83L44 79V76H43V78H42ZM144 79V78H143ZM253 79V78H252ZM26 80V79H25ZM29 80H31V79H29ZM125 80V79H124ZM45 81V82H44ZM260 81V80H259ZM262 81V80H261ZM264 81V80H263ZM139 82V81H138ZM257 82V81H256ZM143 83V82H142ZM142 83H141V85H142ZM262 83V82H261ZM108 84V83H107ZM114 84V83H113ZM117 83H115V85H116ZM164 84V83H163ZM246 84V83H245ZM252 84H253V81H252ZM144 85H146V84H144ZM151 85V84H150ZM160 85H162V84H160ZM159 85V86H160ZM246 85H248V83L246 84ZM257 85H258V83H257ZM263 86H264V82H263V84H262ZM48 86V85H47ZM101 86H102V84H101ZM122 86H124V85H122ZM148 86V85H147ZM250 86L251 85H249V88H250ZM254 86V85H253ZM258 86H261V84H259ZM257 86V87H258ZM263 86H261V88H260V90H259V87L257 88L259 91H260V93L261 94H264V87ZM31 87V86H30ZM50 87H52V86H50ZM93 87H94V85H93ZM112 87H114L113 85H112ZM138 87H139V85H138ZM161 87V86H160ZM243 87H244V84H243ZM248 87V86H247ZM256 87V86H255ZM36 88V87H35ZM95 88V87H94ZM106 88V87H105ZM115 88V87H114ZM117 88V87H116ZM124 88V87H123ZM245 88V87H244ZM32 89V88H31ZM50 89H52V88H50ZM72 89V90H71ZM97 89H98V87H97ZM107 89V88H106ZM106 89L105 90H103V91H105L104 93H102V94H100V93H98L97 91V93L99 94V99H101V101L102 100H108V99H111L110 97L112 96V94L115 92V91H113V88H112V90H111V87L109 88L110 90L108 91H106ZM137 89H139V88H137ZM136 89V90H137ZM246 89V88H245ZM253 90H254V87L252 88ZM256 88H255V90L257 91V93H258V90H257ZM262 89H263V91H262ZM34 90V89H33ZM71 90V91H70ZM99 90V89H98ZM121 90V89H120ZM119 90V92L117 91V93H119V94H117V95H115V93H114V95L116 96V102H118V104H120L121 103V109H123L122 108V105L124 106L125 104L124 103H126V105L124 106V108L126 107L127 109L129 108H134V106H135V108L136 107H138L137 105H136V101L134 100V93L133 92H135V88L132 86V85H125V88L124 89H122V91H120ZM144 90V89H143ZM147 90V89H146ZM153 90H155V89H153ZM253 90L252 91H249V93L251 92V94L253 93ZM22 91H23V86H22ZM132 91V92H131ZM138 91V90H137ZM32 92V91H31ZM34 92H35V90H34ZM165 92V91H164ZM23 93V92H22ZM95 93V92H94ZM94 93H93V95L91 94V96L93 97V96H95L94 95ZM97 93H95L97 96H98V94ZM129 93V94H128ZM158 93V92H157ZM212 93V92H211ZM247 93V92H246ZM256 93V92H255ZM256 93V94H257ZM260 93H258L259 95H260ZM143 94V93H142ZM160 93H158V95H159ZM33 95V94H32ZM53 95V96H52ZM88 95V94H87ZM86 95V96H87ZM144 95H146V94H144ZM163 95V94H162ZM166 95V94H165ZM249 95V94H248ZM70 96V97H69ZM89 96V95H88ZM97 96H96V98H97ZM136 96H137V94H136ZM136 96H135V98H136ZM169 96V95H168ZM167 96V97H168ZM204 96H206V95H204ZM29 97H31V96H29ZM33 97V96H32ZM79 97V96H78ZM82 97V96H81ZM137 97H141V96H139V94H138V96ZM146 97H147V95H146ZM164 97H166V96H164ZM210 97V96H209ZM227 97V96H226ZM234 97H235V95H234ZM250 97V96H249ZM262 97H264V95L262 96ZM74 98V97H73ZM84 98V97H83ZM94 98V97H93ZM95 98V99H96ZM156 98H158L157 96H156ZM160 98H161V95H160ZM160 98H159V100H160ZM212 98V97H211ZM217 98V97H216ZM215 98V99H216ZM222 98V97H221ZM221 98H219L220 100H221ZM229 98V97H228ZM255 98H257V97H255ZM255 98H253L254 100H256ZM78 99H80V98H78ZM82 99V98H81ZM85 99V98H84ZM94 99V100H95ZM113 99V98H112ZM115 99V98H114ZM114 99H113V101H114ZM140 99V98H139ZM149 99V98H148ZM154 99V98H153ZM214 99V98H213ZM218 99V98H217ZM224 99V98H223ZM227 99V98H226ZM226 99H225V101H226ZM233 99V98H232ZM248 99V98H247ZM259 99H261V98H259ZM256 100V104H259V103H261L262 101L261 100ZM71 100H72V98H71ZM87 100V99H86ZM89 100V99H88ZM87 100V101H88ZM93 100V101H94ZM142 100V99H141ZM144 100V99H143ZM151 100V99H150ZM159 100H157V101H159ZM206 100V99H205ZM254 100H252V101H254ZM48 101H49V99H48ZM70 101V100H69ZM81 101V100H80ZM92 101V102H93ZM111 101V100H110ZM138 101V100H137ZM145 101H147V99H145ZM162 101H164V100H162ZM166 101V100H165ZM202 101V100H201ZM230 101H232V100H230ZM230 101H228L229 103H230ZM240 101V100H239ZM248 101V100H247ZM258 101H260V102H258ZM51 102V101H50ZM78 102V101H77ZM81 102H84V100L83 101H81ZM90 102L89 103V101H88V106H92L93 105V103L95 102ZM104 103H105V101H103ZM115 102V101H114ZM149 102V101H148ZM167 102V101H166ZM171 102V101H170ZM217 102V101H216ZM237 102V101H236ZM241 102H243V101H241ZM250 102V101H249ZM248 102V103H249ZM255 102V101H254ZM258 102V103H257ZM53 103V102H52ZM57 103V104H58ZM85 103V102H84ZM99 103V102H98ZM102 103V102H101ZM104 103H102V104H104ZM112 103V102H111ZM153 103V102H152ZM159 103V102H158ZM222 104H224L223 102H221ZM251 103H253V102H251ZM263 103V102H262ZM54 104V103H53ZM56 104V103H55ZM56 104V105H57ZM114 104V103H113ZM160 104V103H159ZM221 104V105H222ZM230 104H232V103H230ZM241 104V103H240ZM245 104V103H244ZM250 104V103H249ZM73 105V104H72ZM71 105V106H72ZM80 105V104H79ZM83 105V104H82ZM95 105V104H94ZM101 105V104H100ZM106 105V104H105ZM162 105V104H161ZM161 105H159L160 107H161ZM170 105V104H169ZM172 105V104H171ZM171 105L169 106V107H171ZM235 105V104H234ZM241 105H243V104H241ZM240 105V106H241ZM246 105V104H245ZM245 105H243V107L245 106ZM262 105V104H261ZM260 105V106H261ZM75 106V105H74ZM84 106V105H83ZM108 106V105H107ZM117 106V105H116ZM141 106V108L143 109V107H142V105H140ZM165 106H166V108H167V105L165 104ZM172 106H174V105H172ZM223 106H226V105H223ZM239 106V105H238ZM237 106V107H238ZM250 106V105H249ZM253 107H254V105H252ZM255 106H257V105H255ZM260 106H258V108L260 107ZM53 107H54V105H53ZM145 107V106H144ZM233 107H235V106H233ZM252 107V108H253ZM79 108V107H78ZM82 108V107H81ZM85 108V107H84ZM84 108H83V110H84ZM88 108V107H87ZM97 108V107H96ZM95 108V109H96ZM118 108H119V106H118ZM117 108V109H118ZM139 108L140 107H138V110H139ZM141 108H140V111H141ZM226 108V107H225ZM256 108L257 107H255L254 109L256 110ZM261 108V107H260ZM264 108V107H263ZM68 109V110H67ZM74 109V108H73ZM103 109H104V107H103ZM108 109V108H107ZM145 109V108H144ZM156 109V108H155ZM157 109H158V107H157ZM160 109H162V108H160ZM159 109V110H160ZM165 109V108H164ZM173 109V108H172ZM249 109H250V107H249ZM254 109H251V111L252 110H254ZM46 110H49V114L48 113H46ZM51 110H53V111H51ZM80 110V109H79ZM90 110V109H89ZM92 110V109H91ZM109 110V109H108ZM120 110V109H119ZM159 110H157V111H159ZM166 110V109H165ZM247 110V109H246ZM263 110V109H262ZM74 111H75V109H74ZM98 111V110H97ZM121 111V110H120ZM119 111V113H121ZM125 112H127V110H124ZM162 112L164 111V110H161ZM214 111V110H213ZM249 111V110H248ZM48 112V111H47ZM70 112V111H69ZM78 112V111H77ZM100 112V111H99ZM117 112V111H116ZM125 112H124V114H125ZM129 112H130V110H129ZM132 112V111H131ZM137 112V111H136ZM143 112V111H142ZM165 112V111H164ZM72 113V112H71ZM75 113V112H74ZM133 113H134V111H133ZM140 113V112H139ZM167 113V112H166ZM73 114V113H72ZM77 114V113H76ZM155 114V113H154ZM159 114V113H158ZM157 116V115H156ZM164 117H166L165 115H164ZM170 117V116H169ZM165 119V118H164ZM171 120V119H170ZM215 121V120H214ZM216 122V121H215ZM231 122V121H230ZM208 123V122H207ZM209 123H210V121H209ZM208 123V124H209ZM211 124V126H212V123H210ZM210 124H209V126H210ZM255 124V123H254ZM253 124V125H254ZM216 125V124H215ZM225 125V124H224ZM226 125H228V124H226ZM233 125V124H232ZM234 125H235V123H234ZM259 125V124H258ZM262 125V124H261ZM210 126V127H211ZM222 126V125H221ZM236 126V125H235ZM249 126H250V124H249ZM169 127V126H168ZM203 127V126H202ZM206 127V126H205ZM213 127V126H212ZM229 127V126H228ZM231 127V126H230ZM229 127V128H230ZM234 127V126H233ZM238 127V126H237ZM72 128V127H71ZM224 128V127H223ZM252 128H254V127H252ZM167 129V128H166ZM180 129V128H179ZM222 129V128H221ZM240 129H241V127H240ZM250 130H251V128H249ZM258 129V128H257ZM94 130V129H93ZM164 130V129H163ZM162 130V131H163ZM231 130V129H230ZM236 130V129H235ZM235 130H233V131H235ZM250 130H248V131H250ZM253 131H254V129H252ZM256 130V129H255ZM96 131V130H95ZM181 131V130H180ZM239 131V129L237 130V132ZM248 131H245V132H248ZM252 131V132H253ZM264 131V130H263ZM164 132V131H163ZM162 132V133H163ZM236 132V131H235ZM244 132V130L242 131V135L241 134H239L238 136L240 137H242L240 140L244 143L245 141H246V143L245 144H251V145H253V143L254 144H257L256 142L257 141H254L253 140V136L251 137L249 134H247L248 135V137L245 135V138H243L244 136H243V133H245ZM251 132V131H250ZM251 132V133H252ZM249 133V132H248ZM259 133V132H258ZM84 134V133H83ZM94 134V133H93ZM163 134H165V133H163ZM158 135V134H157ZM162 135V134H161ZM167 135V134H166ZM166 135H164V136H166ZM237 135V134H236ZM252 135H255V134H253L252 133ZM83 136V135H82ZM238 136H237V138H238ZM259 136H261V135H259ZM220 137V136H219ZM247 137V138H246ZM83 138V137H82ZM89 138V137H88ZM157 138H158V136H157ZM164 138V137H163ZM222 138H223V136H222ZM222 138H221V140H222ZM225 138V137H224ZM256 138V137H255ZM257 138H258V136H257ZM155 139V138H154ZM161 139V138H160ZM219 140H220V138H218ZM229 139V138H228ZM88 140V139H87ZM156 140V139H155ZM163 140V139H162ZM258 140V139H257ZM152 141V140H151ZM223 141V140H222ZM225 141V140H224ZM229 141H231V140H229ZM248 141V142H247ZM84 142V141H83ZM154 142V141H153ZM160 142V141H159ZM162 142V141H161ZM220 142V141H219ZM157 143H158V141H157ZM216 143V142H215ZM222 143V142H221ZM154 144H155V142H154ZM242 144V143H241ZM244 144V145H245ZM84 145V144H83ZM217 145V144H216ZM183 146V145H182ZM187 146V145H186ZM243 146V145H242ZM246 146V145H245ZM249 146V145H248ZM216 147V146H215ZM249 147H251V148H253L252 146H249ZM248 147V148H249ZM188 150L190 151V149L192 148L191 146H188ZM193 148H194V146H193ZM245 148V147H244ZM247 148V149H248ZM250 148V149H251ZM211 149H212V146H211ZM254 149V148H253ZM84 150H85V148H84ZM172 150H175V148H173ZM187 150V149H186ZM191 150H193V149H191ZM209 150V149H208ZM223 150V149H222ZM245 150V149H244ZM178 151V150H177ZM182 151H184V150H182ZM246 151V150H245ZM248 151V150H247ZM246 151V152H247ZM86 152V151H85ZM185 152V151H184ZM187 152V151H186ZM192 152V151H191ZM203 153H204V151H202ZM201 152V153H202ZM224 152V151H223ZM245 152V153H246ZM251 152V151H250ZM50 153H52V152H50ZM180 153V152H179ZM197 153V152H196ZM201 153H198V154H200L201 156H202V154ZM230 153V152H229ZM241 153V152H240ZM263 153V152H262ZM54 154V153H53ZM191 155H192V153H190ZM205 154V153H204ZM204 154H203V157H204ZM225 154V153H224ZM228 154V153H227ZM249 154V153H248ZM254 154V153H253ZM47 155V156H46ZM48 155H49V152H48V154H45L44 156L45 157H48ZM51 155V157L53 156L52 154H50ZM49 155V156H50ZM54 155V156H55ZM89 155V154H88ZM194 155V154H193ZM242 155V154H241ZM264 155V154H263ZM43 155H41V157H42ZM177 156H179V155H177ZM238 156V155H237ZM56 157V156H55ZM55 157H52L51 159H54ZM90 157V156H89ZM139 157V156H138ZM180 157H182V156H180ZM200 157V156H199ZM219 157H221V156H219ZM235 157V156H234ZM239 157H240V155H239ZM244 157V156H243ZM248 157H249V155H248ZM248 157H246V159H248ZM257 157V156H256ZM260 157V156H259ZM57 158V157H56ZM170 158V160H171V157H169ZM177 158V157H176ZM179 158V157H178ZM202 158V157H201ZM232 158V157H231ZM236 158V157H235ZM241 158V157H240ZM250 158V157H249ZM254 158V157H253ZM258 158V157H257ZM50 159V158H49ZM91 159V158H90ZM224 159H226V157L224 158ZM239 159V158H238ZM251 159V158H250ZM64 160H62L63 162H65ZM92 160V159H91ZM190 160V159H189ZM192 160V159H191ZM198 160V159H197ZM217 160V159H216ZM231 160V159H230ZM254 160V159H253ZM256 160H258V159H256ZM61 161V162H62ZM194 161V160H193ZM195 161H196V159H195ZM202 161V160H201ZM225 161H227V160H225ZM234 161V160H233ZM68 162H66V165H68V164H70V163H68ZM206 162V161H205ZM211 162V163H210ZM231 162H232V160H231ZM236 162V161H235ZM234 162V163H235ZM240 162V161H239ZM242 162V161H241ZM246 162V161H245ZM252 162H254V161H252ZM56 163V162H55ZM181 163V162H180ZM184 163V162H183ZM229 163V162H228ZM233 162H232V164H234ZM59 164H61L62 165V163H60V162H58V164L57 165H59ZM96 164V163H95ZM197 164V165H198ZM231 164V163H230ZM55 165V164H54ZM64 165H65V163H64ZM173 166H174V164H172ZM194 165V164H193ZM239 165V164H238ZM238 165H237V168H238ZM177 166H179V165H177ZM189 166V165H188ZM227 166H228V164H227ZM235 166V165H234ZM60 167V166H59ZM61 167H63V166H61ZM172 167V166H171ZM236 167V166H235ZM62 169V168H61ZM68 169V168H67ZM169 169V168H168ZM172 169H174V168H172ZM57 172L59 171V170H57V168L55 169ZM74 170V169H73ZM76 170V169H75ZM225 170H227V168L225 169ZM61 171V170H60ZM65 171V170H64ZM70 171V170H69ZM221 171H223V172H226V174H228V175H224L225 173H221ZM228 171V170H227ZM55 172V171H54ZM55 172V174H58V173H60V172ZM66 172V171H65ZM64 172V173H65ZM73 172V171H72ZM136 172V171H135ZM63 173V172H62ZM71 173V172H70ZM74 173H75V171H74ZM73 173V174H74ZM168 173V172H167ZM233 173H234V175H233ZM23 174H24V172H23ZM67 174V173H66ZM75 174H77V172L75 173ZM112 174V173H111ZM26 175V174H25ZM131 175H134V176H131ZM169 175H170V171H169ZM24 176V175H23ZM88 176V177H89ZM21 177V176H20ZM26 177V176H25ZM171 177V176H170ZM26 179V178H25ZM244 180H248V182H244ZM144 181H146V180H144ZM97 183H98V181H97ZM100 183V182H99ZM23 184H25V183H22V185ZM91 184V183H90ZM87 185H89V184H87ZM99 185V184H98ZM97 185V186H98ZM24 186V185H23ZM31 186V185H30ZM82 186V185H81ZM85 186V185H84ZM93 186V185H92ZM101 186V185H100ZM33 187V186H32ZM80 187V186H79ZM94 187H95V185H94ZM89 188H90V186H89ZM98 188H101V187H98ZM85 189V188H84ZM87 189V188H86ZM59 190V189H58ZM82 190V189H81ZM90 190H91V188H90ZM86 191V190H85ZM96 191H98L97 190V188H96ZM96 191H95V193H96ZM101 191V190H100ZM87 192H89L88 190H87ZM105 192V191H104ZM131 192V193H132ZM61 193V192H60ZM69 193V192H68ZM86 193V192H85ZM63 194V193H62ZM65 194V193H64ZM88 195H89V193H87ZM92 194V193H91ZM98 194H101V193H99L98 192ZM97 194V195H98ZM103 194V193H102ZM135 194V195H136ZM151 194V195H152ZM68 195V194H67ZM76 195H78V194H76ZM75 195V196H76ZM81 195V194H80ZM84 194L82 193V196H83ZM96 195V194H95ZM106 195V194H105ZM132 195V194H131ZM136 195V196H137ZM174 195H173V197H174ZM71 196V195H70ZM72 196H73V194H72ZM79 196V195H78ZM134 196V195H133ZM138 196H137V198H138ZM150 196V195H149ZM64 197V196H63ZM69 197V196H68ZM93 197V196H92ZM95 197V196H94ZM103 197V196H102ZM107 197V196H106ZM105 197V198H106ZM148 197V196H147ZM158 197V196H157ZM160 197V196H159ZM158 197V198H159ZM170 197V196H169ZM91 198V197H90ZM97 198V197H96ZM98 198H100V197H98ZM116 198V197H115ZM160 198H162V197H160ZM172 198V197H171ZM175 198V197H174ZM122 199H124V198H122ZM142 199V198H141ZM146 199V198H145ZM164 199V198H163ZM173 199V198H172ZM175 199H177V196H176V198ZM106 200H107V198H106ZM105 200V201H106ZM162 200V199H161ZM167 200V199H166ZM165 200V201H166ZM170 200V199H169ZM103 201V200H102ZM124 201V200H123ZM127 201V200H126ZM126 201H125V203H126ZM97 202V201H96ZM112 202V201H111ZM119 202V201H118ZM129 202V201H128ZM133 202V201H132ZM170 202L172 203V201L170 200ZM175 202H176V200H175ZM108 203V202H107ZM112 203H114V202H112ZM124 203V202H123ZM174 203V202H173ZM180 203V202H179ZM189 203V202H188ZM100 204V203H99ZM98 204V205H99ZM110 204V203H109ZM117 204V203H116ZM115 204V205H116ZM131 204V203H130ZM129 204V205H130ZM146 204H148V203H146ZM193 204H195L196 206H198L199 208H201L202 209V211H203V213H205V214H208L209 216H207L206 215V217H208L207 218V220L205 219V221H207L206 222V224H203V225H205V226H203L202 225V221H204V216H201V215H203V214H201L200 215V217L202 218L203 217V219H202V221H201V218H199V216L198 215H196L197 213H195V212H198V211H196L194 208V210L195 211H192V208L190 207V206H193ZM133 205V204H132ZM131 205V206H132ZM143 205H145V204H141V206H143ZM149 205V204H148ZM152 205V204H151ZM156 205H158V204H156ZM169 205V204H168ZM167 205V203H166V207L168 206ZM174 205H176V203L174 204ZM106 206V205H105ZM114 206V205H113ZM128 206V205H127ZM136 206V205H135ZM154 206V205H153ZM184 206V205H183ZM195 206V207H196ZM99 207V206H98ZM115 207V206H114ZM123 207L125 208V206L123 205ZM147 207V206H146ZM151 207V206H150ZM158 207H161V206H158ZM171 207V206H170ZM170 207H169V210H171L170 209ZM180 207V208H181ZM194 207V206H193ZM100 208H101V206H100ZM132 208V207H131ZM131 208H127V209H131ZM138 208V207H137ZM145 207L143 206V209H144ZM152 208H154V207H152ZM173 208V207H172ZM187 208H190V209H187ZM197 208V207H196ZM96 209V208H95ZM94 209V210H95ZM103 209V208H102ZM101 209V210H102ZM136 209V208H135ZM135 209H133L134 211H136ZM139 209V208H138ZM147 209V208H146ZM150 209V208H149ZM167 210H168V208H166ZM176 210H177V208H175ZM93 210V211H94ZM100 210V211H101ZM104 210H105V208H104ZM104 210H103V212H104ZM132 210V209H131ZM162 211L164 210V207H163V209H161ZM198 210V209H197ZM96 211H98V209L96 210ZM110 211V210H109ZM115 211V210H114ZM122 211V210H121ZM128 211V210H127ZM140 211H143L142 209L140 210ZM146 211V210H145ZM148 211H151V210H148ZM154 211V210H153ZM159 212H160V210H158ZM172 211V214H174V212L173 211H175V210H171ZM179 211V210H178ZM106 212V211H105ZM104 212V213H105ZM112 212H113V210H112ZM116 212V211H115ZM114 212V213H115ZM133 212V211H132ZM138 212V211H137ZM156 212V211H155ZM166 212H168V211H166ZM166 212H164V213H166ZM170 212V211H169ZM168 212V213H169ZM177 212V211H176ZM184 212H182V213H184ZM80 213H82V212H80ZM99 213V212H98ZM103 213V214H104ZM108 213V215H111V211L110 212H107ZM110 213V214H109ZM114 213H112V214H114ZM117 214L116 215H118L119 213L118 212H116ZM144 213V212H143ZM142 213V214H143ZM147 212H145V214H146ZM151 213H153V212H151ZM163 213V212H162ZM163 213V214H164ZM201 213V212H200ZM199 213V214H200ZM62 214V213H61ZM88 214H90V213H88ZM95 214H96V212H95ZM101 214V213H100ZM102 214V215H103ZM128 214V213H127ZM133 214V213H132ZM176 214V213H175ZM180 214V213H179ZM30 215V214H29ZM107 215V214H106ZM115 214L113 215V216H116ZM153 215L155 216V214L153 213ZM170 215V214H169ZM177 215H178V213H177ZM67 216V215H66ZM82 216V215H81ZM87 216V215H86ZM135 216V215H134ZM139 216H141V214L139 215ZM170 216H172V215H170ZM179 216V215H178ZM185 215H183V217H184ZM198 216V217H197ZM254 216V217H253ZM85 217V216H84ZM89 217V216H88ZM96 217H98V218H100L99 216H96ZM95 217V218H96ZM106 217V216H105ZM104 217V218H105ZM111 218H112V216H110ZM117 217V216H116ZM115 217V218H116ZM126 217V216H125ZM151 217V216H150ZM174 218H176L175 216H173ZM172 217V218H173ZM182 217V216H181ZM205 217V218H206ZM255 217H262L261 219H254ZM71 218V217H70ZM70 218H69V220H70ZM73 218V217H72ZM94 218V217H93ZM108 218V216L105 218V219H107ZM178 218V217H177ZM177 218H176V221H178L180 218H178V220H177ZM83 219V218H82ZM86 219V218H85ZM131 219H132V216H131ZM130 219V220H131ZM159 219H160V217H159ZM158 219V220H159ZM67 220V219H66ZM72 220V219H71ZM87 220V219H86ZM90 220H92V218H90ZM115 220H117V219H115ZM120 220H122L121 218H120ZM126 220V219H125ZM146 220V219H145ZM158 220H157V222H158ZM173 220H175V219H173ZM261 220V221H260ZM99 221H101V220H99ZM107 221V220H106ZM105 220H104V222H106ZM118 221V220H117ZM122 221H124V218H123V220ZM132 221H133V219L130 221L131 222V224L130 225H133V223H132ZM200 221H201V223H200ZM205 221H204V223H205ZM94 222V221H93ZM116 222V221H115ZM127 222V221H126ZM134 222H135V220H134ZM143 222H144V220H143ZM149 222L150 221H148V224H149ZM159 222H161V219H160V221ZM201 224V225H199V226H197V225H195V224H199V223ZM85 223V222H84ZM102 223V222H101ZM109 223V222H108ZM110 223H112V222H110ZM120 223V222H119ZM139 224H140V222H138ZM154 223V222H153ZM174 223H176L175 221H174ZM211 223H213V224H211ZM220 223L222 224V222H219V223H217L219 226H223V225H220ZM96 224V223H95ZM112 224H114V223H112ZM128 224V223H127ZM146 224V223H145ZM145 224H144V226H145ZM160 224H163V223H160ZM183 224H187V225H191V227L190 226H186V225H183ZM77 225V224H76ZM99 225V224H98ZM97 225V226H98ZM105 226V225H107V224H102V226ZM115 225V224H114ZM116 225H117V223H116ZM119 225V224H118ZM123 225V224H122ZM126 225V224H125ZM125 225L123 226V227H125ZM134 225H136V224H134ZM141 225H143V224H141ZM232 225H230V226H232ZM240 225V226H239ZM248 225H252L251 227L252 228H250V226L248 227ZM62 226V225H61ZM88 226V225H87ZM89 226H90V224H89ZM88 226V227H89ZM203 226V227H202ZM208 226V225H207ZM229 226V225H228ZM244 226V227H243ZM246 226H247V228H246ZM99 227V226H98ZM109 227V226H108ZM116 227V226H115ZM121 227V226H120ZM127 227H128V225H127ZM134 227H138L137 225L136 226H134ZM134 227H132V228H134ZM143 226H141L140 228H142ZM66 228V227H65ZM92 228H94V227H92ZM97 228V227H96ZM101 228V227H100ZM147 228H148V226H147ZM147 228H145V229H147ZM150 228V227H149ZM148 228V229H149ZM152 228V227H151ZM183 229V233H179V231H181L182 229ZM228 228H230V227H228ZM234 228V229H233ZM244 228V229H243ZM245 228L247 229V230H249V228H250V230H249V232L250 233H248V231L246 232L245 231ZM256 229L257 228V231L255 230L254 231V229ZM61 229V228H60ZM79 228H77V230H78ZM81 229V228H80ZM95 229V228H94ZM118 229V228H117ZM123 230H124V228H122ZM128 229H130V228H128ZM135 229V228H134ZM134 229H133V231H134ZM145 229L143 230V231H145ZM180 229V230H179ZM196 229V230H195ZM58 230V229H57ZM72 231H73V229H71ZM70 230V231H71ZM85 230V229H84ZM97 230H99V229H97ZM102 230V229H101ZM108 230V229H107ZM111 230V229H110ZM113 230V229H112ZM131 230V229H130ZM137 230H139L138 228L135 230V231H137ZM150 230H153V229H150ZM216 230V231H215ZM235 230H237L236 232H235ZM251 230L253 231L252 233H251ZM258 230H263V231H261V232H259ZM67 231V230H66ZM74 231H76L75 230V227H74ZM79 231V230H78ZM81 231V230H80ZM95 231V230H94ZM103 231V230H102ZM115 231V230H114ZM125 231V230H124ZM155 231H157V232H155ZM199 231V232H200ZM209 231V232H208ZM210 231H212V232H210ZM227 232V234H231L232 235V237H233V242L231 241V242H229V239H232V237H231V235L230 236H228V235H225V236H228V237H230V238H225V240H217L216 239V237L217 236H219V232H222V233H224V232ZM48 232L49 231H47V234H48ZM86 232H87V228H86ZM85 232V233H86ZM108 232V231H107ZM138 232V231H137ZM136 232V233H137ZM152 232H145V235H147L148 237H149V235H151L152 234ZM201 232H200V234H201ZM225 232V233H226ZM50 233V232H49ZM58 233V232H57ZM76 233V232H75ZM100 233V232H99ZM103 233V232H102ZM113 233V232H112ZM116 234L115 235H117V232H115ZM124 233V232H123ZM219 233V234H218ZM224 233V234H225ZM51 234V233H50ZM50 234H48V235H50ZM65 234H67V233H65ZM69 234H70V232H69ZM83 234H84V232H83ZM96 234V233H95ZM98 234V233H97ZM105 234V233H104ZM107 234V233H106ZM110 234V233H109ZM118 234H119V231H118ZM128 234H129V232H128ZM127 234V235H128ZM131 234H132V232H131ZM138 234V233H137ZM136 234V235H137ZM140 234H143V232L141 233H139V235ZM159 234H161V233H159ZM191 234H190V236H191ZM196 234V235H195ZM264 234V233H263ZM55 235V234H54ZM58 235V234H57ZM61 235H63V233L61 234ZM80 235V234H79ZM110 235H112V234H110ZM133 235H135V234H133ZM139 235H137L138 237H139ZM154 235H152V236H154ZM163 235V234H162ZM221 235V234H220ZM223 235V234H222ZM21 236V235H20ZM82 236H86V235H82ZM81 236V237H82ZM102 236V235H101ZM112 236H114V235H112ZM119 237H120V234L118 235ZM117 236V237H118ZM124 236H125V233H124ZM124 236H122L123 238H124ZM225 236H223L222 238H224ZM6 237V236H5ZM54 237H56V236H53V238ZM58 237V236H57ZM57 237H56V239H57ZM64 237V236H63ZM63 237H62V240H63ZM69 237H70V239H71V236L69 235ZM74 237H75V235H74ZM80 237V238H81ZM96 237V236H95ZM98 237H99V234H98ZM97 237V238H98ZM105 237H107V235L105 236L104 235V238ZM110 237V236H109ZM119 237H118V239H119ZM131 237V236H130ZM136 237V236H135ZM159 237H160V235H159ZM165 237V236H164ZM52 238V237H51ZM66 238V237H65ZM103 238V237H102ZM102 238H100V239H102ZM133 238V237H132ZM144 238H146V237H144ZM144 238H142V239H144ZM150 238H153V237H150ZM187 238V237H186ZM190 238V237H189ZM188 238V239H189ZM191 238H192V236H191ZM234 238H235V240H234ZM264 238V236L262 237V239ZM0 239H4V238H0ZM7 239V238H6ZM55 239V238H54ZM53 239V240H54ZM55 239V240H56ZM59 239V238H58ZM78 239H79V237H78ZM82 239V238H81ZM108 239V238H107ZM110 239V238H109ZM109 239H108V242H109ZM112 239V238H111ZM139 239H141V238H139ZM169 239V238H168ZM226 239L228 240V241H226ZM237 239V240H236ZM251 239V240H250ZM253 239V240H252ZM44 240H46V239H44ZM51 240V239H50ZM68 240V239H67ZM75 240H77V239H75ZM83 240V239H82ZM84 240H86V239H84ZM99 240V239H98ZM103 240V239H102ZM113 240V239H112ZM137 240V239H136ZM186 240V239H185ZM93 241V240H92ZM107 241V240H106ZM113 241H115L116 242V240H113ZM131 241V242H130ZM137 241H139V240H137ZM154 241V240H153ZM248 241H250V243H248ZM51 242V241H50ZM53 242V241H52ZM52 242L48 245L51 249H49V247H47V249H46V247L44 248V249H46L47 250V252L48 251H50V250H52V251H54V249L56 248V245L54 246V245H52ZM77 242H78V240H77ZM81 242H84V241H81ZM99 242V241H98ZM114 242V243H115ZM135 242V244L133 245V244H131V243H134ZM140 242V241H139ZM144 242H146V241H144ZM150 242V241H149ZM239 242H241V243H239ZM242 242H244V244H242ZM262 242H264V241H262ZM261 242V243H262ZM46 243V242H45ZM47 243H48V241H47ZM55 242H53V244H54ZM64 243V242H63ZM91 243V242H90ZM256 242H254L253 243V245L255 244ZM56 244H59V243H56ZM68 244V243H67ZM71 244H75V242L74 243H71ZM77 244H79V243H77ZM82 244V243H81ZM95 244V243H94ZM106 244V243H105ZM104 244V245H105ZM239 244H241L240 246H239ZM45 246H47L46 244H44ZM80 245V244H79ZM88 245H89V243H88ZM93 245V244H92ZM101 244H99V246H100ZM198 245H201V247H198ZM245 247H244V246ZM258 245H260V246H258ZM264 245V244H263ZM58 246V245H57ZM63 245H60V247H62ZM67 246V245H66ZM72 246V245H71ZM74 246V245H73ZM76 246V245H75ZM74 246V247H75ZM78 246V245H77ZM95 246H97V243H96V245ZM113 246V245H112ZM153 246V247H152ZM242 246V247H241ZM254 246H257V249H255V250H257L258 252H260L259 250L261 249V244L260 243H258V244H255ZM44 247V246H43ZM59 247V248H60ZM69 247H70V244H69ZM79 247V246H78ZM83 247H84V245H83ZM82 247V248H83ZM86 247H87V245H86ZM101 247V246H100ZM103 247V246H102ZM107 247V246H106ZM109 247V246H108ZM115 247V246H114ZM117 247V246H116ZM115 247V248H116ZM120 247V246H119ZM153 248V250H152V248ZM248 247V248H247ZM263 247V246H262ZM72 248V247H71ZM81 248V249H82ZM88 248V247H87ZM90 248H92L91 247V245H90ZM151 248V249H150ZM177 248H181V249H177ZM247 248V249H246ZM63 249H64V247H63ZM69 249V248H68ZM67 249V250H68ZM96 249V248H95ZM94 249V250H95ZM99 249V248H98ZM106 249V248H105ZM117 249V248H116ZM119 249V248H118ZM150 249V250H149ZM246 249V250H245ZM251 249V250H252ZM74 250V249H73ZM93 250V249H92ZM114 250V249H113ZM152 250V251H151ZM220 252H219V251ZM252 250V251H253ZM263 250V249H262ZM261 250V251H262ZM43 251V250H42ZM55 251H57V249H55ZM64 251V250H63ZM66 251V250H65ZM64 251V252H65ZM69 251H71V250H69ZM68 251V252H69ZM85 251V250H84ZM109 251H111L110 249H109ZM118 251V250H117ZM152 252V253H149V252ZM179 251H181V252H179ZM182 251H185L183 254H186V257H184L185 258V261L182 259L181 260V262L179 261L180 259H181V255H180V258H178L179 256H177L176 255V253L177 252H179V253H182ZM44 252V251H43ZM62 252V251H61ZM87 252V251H86ZM221 252L223 253V255L224 256H222L221 257V255H219V254H221ZM243 252H242V254H243ZM46 253V252H45ZM53 253V252H52ZM67 253V252H66ZM84 253V252H83ZM82 253V254H83ZM110 253H112V252H110ZM237 253H238V251H237ZM240 253V252H239ZM238 253V254H239ZM250 253H251V251H250ZM254 253H256V251L254 252ZM254 253H253V255H254ZM48 254V253H47ZM59 254H60V252H59ZM58 254V255H59ZM73 254V253H72ZM96 254V253H95ZM106 254V253H105ZM115 254V253H114ZM258 254V256H260L261 257V255L262 254H260L259 255V253H257ZM44 255V254H43ZM42 255V256H43ZM50 255V254H49ZM61 255V254H60ZM89 255H90V253H89ZM93 255H94V253H93ZM99 255V254H98ZM103 255V254H102ZM110 255V254H109ZM109 255H108V257H109ZM117 255H118V253H117ZM241 254H239L238 256H240ZM247 255V254H246ZM252 255V256H253ZM111 256V255H110ZM118 256V257H119ZM140 256H142V258H140ZM175 256H177L176 258L177 259H179V260H176V258H175ZM220 256V258H218ZM234 256V255H233ZM242 256V255H241ZM263 256V255H262ZM50 257H53V255L52 256H50ZM86 257H87V255H86ZM89 257V256H88ZM115 257V256H114ZM236 257H237V255H236ZM243 257H245V255H243ZM254 257V256H253ZM259 257V258H260ZM58 258V257H57ZM76 258V257H75ZM74 258V259H75ZM93 258V257H92ZM96 258V257H95ZM104 258H105V256H104ZM226 258H227V260H226ZM256 258V257H255ZM263 258V257H262ZM77 259V258H76ZM115 259V258H114ZM264 259V258H263ZM53 260V259H52ZM100 260V259H99ZM102 260V259H101ZM105 260V259H104ZM103 260V261H104ZM141 260L143 261V262H141ZM193 260H195V261H193ZM241 260V259H240ZM240 260H238V261H240ZM243 260V259H242ZM245 260V259H244ZM248 260V259H247ZM246 260V261H247ZM251 260V259H250ZM258 260V259H257ZM260 260V259H259ZM72 261V260H71ZM78 261V260H77ZM87 261V260H86ZM98 261V260H97ZM106 261H107V259H106ZM106 261H104V262H106ZM109 261V260H108ZM119 261V260H118ZM182 261H184V262H182ZM191 261H193V262H191ZM226 261H229V262H226ZM256 261V260H255ZM254 261V262H255ZM262 261V260H261ZM73 262H74V260H73ZM112 262V261H111ZM116 262V261H115ZM114 262V263H115ZM155 262V263H154ZM200 262V263H199ZM199 264H201L202 263V261H201V259L199 260ZM241 262V261H240ZM253 262V261H252ZM259 262V261H258ZM51 263H52V261H51ZM60 262H58V263H56L55 262V264H59ZM77 263V262H76ZM103 263V262H102ZM110 263V262H109ZM108 263V264H109ZM117 263V264H118ZM238 264H239V262H237ZM262 263H263V261H262ZM261 263V264H262ZM62 264V263H61ZM71 264H73V263H71ZM78 264V263H77ZM93 264H95V262H93ZM101 264V263H100ZM105 264V263H104ZM110 264H112V263H110ZM116 264V263H115ZM202 264H204V263H202ZM221 264V263H220ZM241 264V263H240ZM243 264V263H242ZM256 264H257V262H256Z\"/></svg>",
    "mask_w": 264,
    "mask_h": 264
}]
</instances>
